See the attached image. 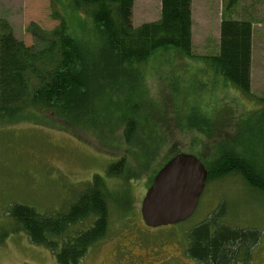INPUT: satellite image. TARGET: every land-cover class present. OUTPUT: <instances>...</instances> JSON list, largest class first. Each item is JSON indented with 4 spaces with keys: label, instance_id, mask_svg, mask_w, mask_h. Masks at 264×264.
Masks as SVG:
<instances>
[{
    "label": "trees",
    "instance_id": "1",
    "mask_svg": "<svg viewBox=\"0 0 264 264\" xmlns=\"http://www.w3.org/2000/svg\"><path fill=\"white\" fill-rule=\"evenodd\" d=\"M50 1L51 17L57 24L44 30L31 23L33 42L29 45L0 18V120L53 123L58 118L96 129L111 122L121 127L125 141L138 145V125L145 130L150 127L145 84L146 75L154 68L150 62L159 64L164 56L172 69L178 56L195 59L192 0H160L158 18L137 26L132 23L134 0ZM233 1L228 0L222 14L215 53L198 57L203 65L192 69L193 73L209 74V83L202 81L200 74L172 80L170 91L178 95L177 101L173 95L175 122L182 131L195 129L206 136L215 133L217 124L210 106L198 104L205 95L199 93L209 90L205 85L214 87L220 80L223 86L250 95L253 23L231 16ZM258 100L264 103V96ZM147 151L136 155L141 162L120 158L110 163L106 174L121 173L125 180L136 177L138 168L142 172L147 165ZM212 152L208 162L194 152L207 170V179L235 173L250 187L264 192V167L253 158L231 144L216 143ZM110 195L101 176L95 174L63 212L44 213L13 203L7 215L15 224L14 231L22 230L33 244L48 248L57 264H79L107 230ZM223 208L222 202L189 227L185 253L196 264H251L260 231L229 226L220 218ZM86 218H90L87 227L71 230Z\"/></svg>",
    "mask_w": 264,
    "mask_h": 264
},
{
    "label": "rangeland",
    "instance_id": "2",
    "mask_svg": "<svg viewBox=\"0 0 264 264\" xmlns=\"http://www.w3.org/2000/svg\"><path fill=\"white\" fill-rule=\"evenodd\" d=\"M198 1L193 6L195 33L207 27V23L216 24L228 6V0H218L215 10L214 1L208 0L213 7L209 10L201 8L204 5ZM233 4L231 16L253 23L250 95L241 94L233 86H223L220 80L216 81L218 87L205 85L209 90L199 93L205 95L198 104H208L216 120L217 128L210 136L195 129L186 132L178 128L173 98L174 95L177 101L178 95L170 90L174 78L181 76L185 80L200 74L192 70L203 65L198 57L214 54L217 47L211 32L206 45L199 44L202 40L194 37L195 59L178 56L177 66L172 69L167 67L164 56L159 64L150 62L154 68L145 81L150 127L145 130L141 123L138 125L141 138L138 145L125 141L121 127L111 122L96 129L81 123L68 124L58 118L53 123L0 120V264H57L48 248L33 244L24 231L13 230L15 224L7 215L8 207L22 203L39 212H63L95 174L101 176L111 193L107 199L108 226L79 264H196L185 253L186 232L222 202L221 220L232 227L260 231V241L252 249L251 264H264V192L250 187L239 174L206 179L196 209L180 223L148 227L140 214L141 200L154 174L178 152L195 155L197 152L208 162L216 143L231 144L264 167V103L258 100L264 96V0H234ZM51 8L50 0H0V18L7 20L15 36L29 45L33 42L31 23L44 30L57 24L51 17ZM157 10V0H135L133 25L156 19ZM200 76L209 83V74ZM145 149H148L147 165L142 172L138 168L136 177L125 180L121 173L106 174L107 166L120 158L141 162L136 155ZM89 224L90 218H86L71 230Z\"/></svg>",
    "mask_w": 264,
    "mask_h": 264
},
{
    "label": "water",
    "instance_id": "3",
    "mask_svg": "<svg viewBox=\"0 0 264 264\" xmlns=\"http://www.w3.org/2000/svg\"><path fill=\"white\" fill-rule=\"evenodd\" d=\"M207 170L193 153L178 152L154 174L140 203L143 223L160 227L186 220L196 209Z\"/></svg>",
    "mask_w": 264,
    "mask_h": 264
},
{
    "label": "crops",
    "instance_id": "4",
    "mask_svg": "<svg viewBox=\"0 0 264 264\" xmlns=\"http://www.w3.org/2000/svg\"><path fill=\"white\" fill-rule=\"evenodd\" d=\"M157 1H158V10H157V13H156V16H157L156 19L158 18L159 14H160V7H161L160 6V0H157ZM212 1H214L213 2L214 9L216 10V7L219 5L218 0H212ZM194 2H195V0H192V2H191V11H192V27H191V30H192V43H193L194 37H197L199 40H202V42L199 41V44H201V45L208 44V42L206 40L209 39L208 35H210V32H211L212 38L214 39V44L217 46L218 38H219V24H220L221 17L218 18V19L212 17L213 20L216 19V24H214L213 26H210L209 23H207L206 26L209 27V29L207 27L203 26V27H201L198 30V33H195V26H194V22H193L194 21V12H193ZM199 2L204 5V7L201 6V8H203V9H209L210 10V9L213 8V7L210 6V2L208 0H199L198 3ZM134 5H135V0H134V3H133V8H132V19H134V17H133ZM212 19L210 18V21H213ZM206 20L207 19L205 17L204 18V22H206ZM146 21H148V20H146ZM215 51H216V49H215ZM203 55H206V54H203Z\"/></svg>",
    "mask_w": 264,
    "mask_h": 264
}]
</instances>
